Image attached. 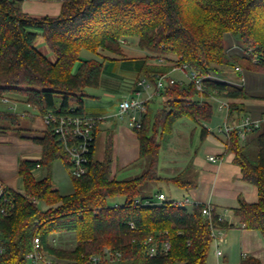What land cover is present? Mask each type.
Instances as JSON below:
<instances>
[{
    "label": "trees",
    "instance_id": "trees-1",
    "mask_svg": "<svg viewBox=\"0 0 264 264\" xmlns=\"http://www.w3.org/2000/svg\"><path fill=\"white\" fill-rule=\"evenodd\" d=\"M23 1L0 0V94L22 96L41 116L49 112L84 115L87 88L99 86L104 61L123 55L122 42L126 38L136 37L141 50L171 60L172 55L177 64H186L202 75L205 97L228 100L230 122L246 111L250 95L245 85L224 77V68L241 66L246 60L245 69L253 67L264 73V0H58L59 13L41 17L25 12ZM227 34L243 46H254L261 59L251 62L244 55L242 59L230 55L225 42ZM39 37L52 58L38 47ZM83 50L102 59L82 58ZM148 56L140 73L154 82L155 72L165 70L148 64ZM159 93L163 105L155 114L153 125L148 107L142 128L135 131L139 158L149 157L147 169L138 176L112 177V136L107 138L104 157L99 160L95 158V131L88 172L73 177V191L61 194L52 179L56 160L63 159L69 166L61 143L50 128L41 136L28 137L42 146V157L19 160L17 172L24 193L10 189L14 204L10 215L1 213L6 202L0 201L4 264H27L25 253L35 235L40 236L54 257V264H209L212 225L226 229L234 224L219 220L216 211L211 222L202 214L204 203L179 207L170 199L159 202L153 196H143L142 186L157 180L187 189L194 186L184 171L172 177L159 175L161 139L173 132L181 118L197 124L210 121L212 104L198 99L192 82L170 84ZM57 96L61 98L59 105ZM0 117L13 124L18 122L15 114L2 113ZM8 127L3 125L0 129ZM208 133L203 127L201 138L205 139ZM256 142V161L248 155L247 140L242 141L236 131L226 139V146L227 151L234 153L233 162L241 168L242 179L258 189L256 202L240 199L233 213L246 228L258 230L264 238V130ZM39 167L47 170L41 178L34 173ZM32 198L38 203L34 204ZM119 198L123 201L118 202ZM63 233L74 235L73 248L52 244V236ZM164 242H169L170 248L161 252ZM153 245L158 249L151 255L148 249ZM105 248L111 250L114 260H89ZM240 264L262 263L247 256Z\"/></svg>",
    "mask_w": 264,
    "mask_h": 264
},
{
    "label": "crops",
    "instance_id": "crops-1",
    "mask_svg": "<svg viewBox=\"0 0 264 264\" xmlns=\"http://www.w3.org/2000/svg\"><path fill=\"white\" fill-rule=\"evenodd\" d=\"M32 3V7L26 8L24 5L28 3ZM61 8L60 1L53 2H45L39 0H24L22 3V9L29 13L33 10L36 12H42L45 15H57ZM53 14V15H52ZM41 17V16H39ZM129 39L134 38H126L124 42L128 43ZM43 44L45 41L42 40ZM41 43H37L38 47L46 52V47L41 46ZM137 42V40H136ZM139 49V48H138ZM144 54L139 60L132 61L131 64L128 65L132 73V76L124 73V76L128 79H121L119 75V68L123 70L125 68L124 65L117 64L113 67L112 70L109 69V61H104V69L103 74L100 79V84L97 87V91L104 94L108 99H102L98 92L88 93L89 95L85 97L84 100V112L85 115L91 117H98L101 120L98 123L97 127V137L101 132L105 133V139L111 135L113 139V161H112V177L117 179H128V178H120L119 174L129 167H132L135 163L139 161V141L137 138V134L134 130V134L131 136H126L123 133V126L121 121L115 119V112L118 109V102L123 98L131 97L134 95L132 84L139 78H147L146 84L148 85L147 89H143L141 97L143 99H148V107L150 111L152 110L151 106L153 105V100L156 95L155 88L153 85V81L144 74L140 73V69L145 61V57L149 55L146 51L140 49ZM126 52V51H124ZM128 56H121L119 59L112 60L116 62L120 61H128ZM150 62H148L149 64ZM106 69L108 70L106 72ZM107 73V74H106ZM137 74V77L134 75ZM119 76V77H118ZM141 76V77H140ZM116 94H121L120 99L116 102H112V99ZM36 115V118H40L41 116L37 113L36 110L32 112ZM152 113V112H151ZM29 115V114H28ZM31 115V114H30ZM26 118L27 120H31L29 116H19ZM18 122V128H21L22 125ZM115 117V118H114ZM122 119H125L122 118ZM35 121V120H34ZM34 121L31 120L32 126L26 128L24 130L30 131V133L24 134L20 141L23 143L20 145V154L21 157H15V161L18 168V162L21 159H31L38 160L42 157V146L35 143L28 137L31 136H41L43 135L46 127L41 119V124H34ZM4 124L0 125L3 126ZM14 125V124H13ZM195 130V128H194ZM209 130V129H208ZM122 134L124 139L126 138L128 143L131 144V149L129 152L125 154L118 155L117 151V143L116 137L118 134ZM213 132H210L205 137L207 142L203 151L195 150L193 154L187 156L185 159L186 162L181 171L177 174L184 171V175L194 183L193 187L182 188L181 194L183 197L189 198L191 201L199 202V203H211L214 207L216 213L222 216L225 220L233 223L232 227L226 228V232L223 235L221 242V249L223 251L222 257H217L214 253V249H211L212 253H209L208 263L209 264H240L241 260L245 256H252L261 261L264 264V238L258 230L248 229L241 222H239L238 218L234 215L233 209L239 206L240 199H244L247 202H256L258 200V189L255 185L245 181L242 179L241 168L233 162L234 153L227 151L226 146V137L224 134L220 132V134L213 136ZM130 138V139H129ZM210 139V140H208ZM129 146V144H128ZM96 151V145H95ZM215 155L219 158L218 161L214 162L209 160V155ZM5 156H10L9 152L5 153ZM4 156V157H5ZM104 157V156H103ZM103 159V158H102ZM101 159V160H102ZM116 160V164H115ZM1 164V161H0ZM115 164V165H114ZM160 167V163H159ZM40 168V167H39ZM39 168L34 171L35 176L37 177L40 174ZM10 170H6L3 165H0V178L6 182V184L15 190L24 189V184L20 176L17 174L14 176L9 173ZM163 177H172L175 175H161ZM38 178V177H37ZM18 179L21 180V186L19 187L17 184ZM169 182V181H168ZM173 183V182H170ZM176 186V184L173 183ZM55 188L59 190V187L54 185ZM175 191L176 189L173 188ZM160 192H163L160 189ZM164 193V192H163ZM165 194V193H164ZM166 195V194H165ZM167 196V195H166ZM157 200V197L155 198ZM171 200V199H170ZM192 207V206H190ZM219 244V243H218ZM234 257L238 260L234 262Z\"/></svg>",
    "mask_w": 264,
    "mask_h": 264
},
{
    "label": "rangeland",
    "instance_id": "rangeland-1",
    "mask_svg": "<svg viewBox=\"0 0 264 264\" xmlns=\"http://www.w3.org/2000/svg\"><path fill=\"white\" fill-rule=\"evenodd\" d=\"M47 2H53V1H47ZM26 8L32 7L33 4L30 2L26 5H24ZM33 16H42L44 15L42 12H36L32 11L30 12ZM53 15V14H52ZM134 39H129V42H122L123 45V55L121 56H128L127 61H116L113 62L112 60L109 61V69L112 70L114 66L117 64L124 65L125 69L124 72L122 69L119 68V75L121 79H128L124 76V73H126L129 76H132V73L130 69L128 68V65L132 63V61L139 60L143 56V52L140 51V47L138 46L136 40V37H133ZM42 37H39L38 43L42 42ZM226 46H227V52L230 55L233 56H239L242 59L243 51L241 48L243 47V44L241 42H237L234 36L231 34L226 35ZM41 46H45L42 42ZM139 48V49H138ZM126 51V52H124ZM47 55L49 57H53L52 53L47 50ZM148 53V52H147ZM149 56L147 57V62H150L149 64L151 66L158 65L161 67L160 71L165 70V73H169L172 78L175 79L176 83H184L186 84L188 82V79L186 78L185 73H183L182 70L179 69L180 65L173 60V56L170 55L171 59H167L166 57H157L154 54L148 53ZM82 58H96V59H102V57L96 53L90 52L88 50H83L81 53ZM248 59V58H247ZM244 60V59H243ZM243 65V73L238 74L234 71V68L229 66L224 68V77L232 82H238L240 81V78H245V89L249 93V98L246 100V106L247 109L245 112H250L254 115H257L261 112H264V73H260L259 71L255 70L253 67L245 69L246 66V60H244ZM240 62V63H242ZM240 65V64H239ZM108 70L106 69V72ZM160 73V72H159ZM162 73V72H161ZM107 74V73H106ZM155 74H158V72H155ZM137 77V74L134 75ZM119 77V76H118ZM141 77V76H140ZM97 87H89L87 88L88 93L98 92ZM100 94V97L102 99H108L104 94H101V92H98ZM12 95V100L10 102L11 105L16 106L17 110L19 112L22 111H28L29 118L31 120H35L34 124H41V119L36 118V115L33 114L34 110L37 111V109L33 106L29 107L26 105L25 99L15 93H10ZM121 94H116V96L113 97L112 102L118 101L120 99ZM204 100L209 101L212 104V118L210 121L202 122L201 124H197L190 120L187 117L181 118L178 120L173 128V132L170 134H165L163 136V139H161V149L159 153V163L160 167H158V173L159 175H177L179 171L182 170L186 160V157L193 154V151L200 150L203 151L204 147L206 146L207 142L205 139L201 138V131L203 127H206L209 129L210 132H213V136H216L220 134L219 127L223 126L226 121V109L220 110L219 106L222 102V100H227L223 97H213V96H204ZM222 99V100H221ZM56 104L59 105L61 103V98L59 96L56 97ZM85 100V98H84ZM228 101V100H227ZM120 102V101H119ZM118 102V103H119ZM9 104H5L4 107H8ZM163 105V97L162 95L156 94L153 100V105L151 106V125H153L155 114L162 108ZM38 113V111H37ZM31 114V115H30ZM18 117L21 116L19 114H15ZM41 116V115H40ZM115 118V117H114ZM118 121H121V124L123 126V133L126 136H131L134 134V130L129 127L127 124V119H122L116 116ZM30 120V121H31ZM27 120L26 118L19 117V122L21 123L22 127L18 128L17 124H14L9 119H1L0 125L4 124L9 126L8 129H0V161L1 164H4V167L6 170H10V174L16 175L17 174V164L15 161V157H21L20 154V145L23 143L20 141L22 136L24 134H29L30 131L24 130L23 128L32 126L31 122ZM195 128V130H194ZM264 130V127L261 129H258L257 131L251 132L247 136V152L249 157L253 160H257V136L258 134ZM159 133L161 134V129L159 130ZM130 139V138H129ZM210 140V139H208ZM126 138L124 139L123 135L120 133L116 137V143H117V151L118 155L122 157L123 154L126 152H129L131 149V144L128 143ZM129 144V146H128ZM130 148V149H129ZM106 149V139H105V133L101 132L97 138L96 142V151H95V158L101 160L105 154ZM9 152L10 156H5V153ZM5 156V157H4ZM149 163V157H143L140 158L137 163H135L132 167H129L125 171L121 172L118 177L120 178H132L135 176L140 175L143 171H145L148 167ZM116 164V160H115ZM114 164V165H115ZM40 174H38V178L43 177L47 170L46 168H39ZM52 179L54 182V185L59 187V191L61 194H69L73 191V177L69 174L68 171V165L65 163L63 159H58L53 163L52 166ZM18 186H21V180L18 179L17 182ZM175 188L176 191L173 189ZM160 189L167 195V199L171 200H182L184 199L183 195L181 194L180 188L178 186L173 185V183H170L166 180H157V181H147L142 186V195L143 196H153L154 198L157 197L158 193L160 192ZM20 191V190H19ZM21 193H24V189L20 191ZM158 198V197H157ZM118 202H122L123 199L119 198L117 199ZM39 205H42L41 202ZM187 207H190V205H187ZM227 229H222L221 233L219 234V237L224 235ZM221 239H219V247L221 249ZM52 244L57 247H63V248H73L75 245V238L72 233H63V234H55L51 238ZM211 249H214L213 246ZM222 250V249H221ZM210 253H212L210 251ZM234 262L239 259L234 257ZM55 262V259H54Z\"/></svg>",
    "mask_w": 264,
    "mask_h": 264
},
{
    "label": "built area",
    "instance_id": "built-area-1",
    "mask_svg": "<svg viewBox=\"0 0 264 264\" xmlns=\"http://www.w3.org/2000/svg\"><path fill=\"white\" fill-rule=\"evenodd\" d=\"M243 55L248 58L251 62H258L261 59V54L257 51L254 46L245 45L241 48ZM180 70L185 73L188 82H192L197 90V97L199 100H204V77L198 74L195 70L188 67L186 64L180 65ZM234 71L238 74L243 73V68L240 65L234 67ZM147 78H139L133 84L134 95L131 97L123 98L119 104L118 109L114 116L119 118H126L127 124L133 130H140L142 128L144 116L148 110V99H143L141 97L143 89H147L146 84ZM232 82V81H231ZM176 83L175 79L171 77L169 73H158L155 76V81L153 82L156 94L164 89L170 84ZM237 85H244L245 78H240L239 83L233 82ZM184 84V83H183ZM14 100L10 93L0 94V115L5 114H19L21 116H26L29 114L28 111L19 112L16 106L10 104ZM222 100V99H221ZM5 104H9L8 107H4ZM27 106L31 107L29 103ZM220 110L226 109V121L223 126L219 127V132L224 134L226 139L229 138L231 132L236 131L242 141H246L247 136L258 129L264 127V112L254 115L250 112H243L238 116L233 122L228 120L229 103L227 100H222ZM42 120L46 128H50L56 135L58 141L61 143L64 152L68 156L69 166L68 171L72 177H81L85 175L88 170L89 152L93 139L95 138V131L97 130L98 123L101 118L91 117L81 114H62L59 112H49L42 115ZM1 121V117H0ZM209 160L218 161L217 156L209 155ZM10 189L6 182L0 178V201L6 202V206L1 208V213L4 216L11 214L14 207L12 198L10 196ZM15 190V189H14ZM18 191V190H17ZM20 192V191H19ZM159 202L169 200L167 196L160 192L157 195ZM31 201L34 204L38 203V200L32 198ZM174 203L179 207H187V205L193 206L195 204H202L199 202L191 201L189 198L185 197L182 200H173ZM136 202H139L137 199ZM215 210L211 203H204L202 206V214L210 219L212 222L213 214ZM219 220H225L219 215ZM133 226V224H132ZM224 228L215 227L212 225V246L214 248V253L217 257H222L223 251L219 247V239H222L223 235L219 237L221 230ZM151 240V239H149ZM170 248L169 242H164L161 245V252H166ZM158 247L153 245L148 249L149 254L153 255L157 252ZM5 252V247L3 244V238L0 234V264H4L1 260L2 254ZM119 256V253L117 254ZM114 255L109 248H105L102 253L91 255L89 260L93 263L105 262L109 260H114ZM243 257H246L243 254ZM25 259L27 264H54V257L49 254L42 239L39 235H35L31 242L30 249L25 253Z\"/></svg>",
    "mask_w": 264,
    "mask_h": 264
}]
</instances>
